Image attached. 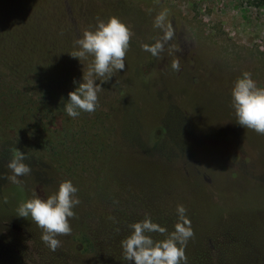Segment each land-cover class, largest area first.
I'll return each instance as SVG.
<instances>
[{
    "label": "rangeland",
    "instance_id": "rangeland-1",
    "mask_svg": "<svg viewBox=\"0 0 264 264\" xmlns=\"http://www.w3.org/2000/svg\"><path fill=\"white\" fill-rule=\"evenodd\" d=\"M161 12H166L164 29L154 27ZM111 16L131 32L126 66L98 92L104 126L90 118L96 111L79 115L92 121L88 133L94 138L104 127L113 131L112 148L97 163L73 139L74 124L59 116L64 105L57 84L66 96L75 90L74 81H82L92 57L79 61L68 53L76 51L74 42L85 30ZM157 42L163 47L153 56L145 46ZM1 54L13 61L2 70L10 75L12 65L27 82L24 88L7 87V103L35 100L47 78L57 90L52 92L57 110L49 114L44 132L26 110H11L0 100V195L3 190L9 205L17 210L34 193L46 198L70 180L80 200L75 215L89 216L92 238L97 242L107 235L108 244L119 238V227L112 223L120 221L123 210H151L153 222L174 228L182 205L194 232L185 247L187 264L196 255V234L208 226L212 230L205 242L214 253L225 258L231 248L251 244L238 253L239 260L264 264V135L237 123L231 97L233 83L244 72L264 87V0H0ZM41 74L49 77L41 81ZM0 83L9 85L6 78ZM1 115L12 120L9 128ZM64 134L67 143L58 152H66L67 165L75 169L57 170L52 180L54 173L35 148L46 135L62 141ZM15 148L32 169L20 184L6 179ZM2 195L0 216L11 215ZM1 222L0 248L11 231L26 233L15 220ZM89 254L81 249L75 260L63 261L92 264ZM57 255L62 259L58 249Z\"/></svg>",
    "mask_w": 264,
    "mask_h": 264
},
{
    "label": "clouds",
    "instance_id": "clouds-1",
    "mask_svg": "<svg viewBox=\"0 0 264 264\" xmlns=\"http://www.w3.org/2000/svg\"><path fill=\"white\" fill-rule=\"evenodd\" d=\"M154 27H166V12L155 17ZM130 38L131 32L127 25L118 17L111 16L98 19L93 29L85 30L74 42L76 51L68 54L79 61L90 56L92 61L87 72H83L82 81H74L77 85L75 90L69 92L68 99L63 102L68 116L76 118L81 112L91 113L96 110L101 84L125 69ZM162 47L157 42L153 46H145V50L156 56ZM173 68L178 70L179 65L173 64ZM231 97L237 123L264 135V87L258 86L251 73L244 72L233 83ZM25 158L24 153L14 149L13 157L7 164L11 175L6 176V179L11 183L20 184V177L31 174L32 169L24 162ZM77 192L78 189L70 180H64L47 198L34 193L31 198L21 202L17 216L26 219L30 217L42 229V242L51 251H56L61 246L57 237L71 235L70 220L75 216L73 209L80 204ZM176 211L178 219L171 232L153 222L149 216L131 224L129 235L120 242L124 260L134 264H187L185 247L194 232L186 217V209L178 205ZM151 233H160L164 238L154 240Z\"/></svg>",
    "mask_w": 264,
    "mask_h": 264
},
{
    "label": "trees",
    "instance_id": "trees-1",
    "mask_svg": "<svg viewBox=\"0 0 264 264\" xmlns=\"http://www.w3.org/2000/svg\"><path fill=\"white\" fill-rule=\"evenodd\" d=\"M12 62L13 61L11 60L9 55H0V82L5 80L6 78L7 83L9 84L5 86V84L0 83V100L1 98H4L2 99L4 103H7L5 96L10 93V90L8 89L9 86L16 88H18L19 86L22 88L27 87V82L22 81V79H20L18 75L14 74L12 65L10 66V75H7V72L2 70V67H5L3 64ZM49 66L50 65H48V67ZM48 67H45L47 68L45 72L51 71ZM70 69L71 67L68 68V71ZM71 73L72 71L69 72L68 75H71ZM47 77L44 74H41L39 76L41 81L45 80ZM43 82L45 83L46 87L44 85L43 88L39 90V93L37 94L35 100L27 99L26 102L25 100L18 101L16 103L9 102L7 103V106L10 107L11 110L14 106H19L21 110H26L27 116L30 115L33 120L37 122V124L39 123L43 128L44 132L46 130V125L48 124L49 117L51 116L49 114L57 110V106L54 104V94L52 95V92H56L57 90H55L54 87V91L51 89V87L53 86V82L52 80H50V78H47V81L45 80ZM64 83H67V81ZM60 86H62L61 88L65 90L63 83H61ZM5 87L7 90H5ZM57 88L59 95H62L61 98H59L60 102L66 101L68 99V96H66L62 90L60 91V87L58 86V84ZM28 96L31 97L30 95ZM27 104H29L28 109H26ZM98 108L99 107L97 106L95 110L96 113L91 112L92 116L89 114L88 116H91L90 118L94 120L95 124H103L104 126L105 117H103V112L98 110ZM2 116L4 115H1V118L4 120L6 126H8L9 128V125L7 124L12 123V120L9 118H4ZM59 116L62 117L63 123L72 125L74 124L76 130L72 133L74 136L73 139L83 144V148L90 155L88 159L92 160L96 157L98 158L97 163H99L101 157H104L107 154V151L112 148L114 142L111 139L113 131L110 128L104 127L105 129L98 133L96 138L93 137L95 136V134L93 136H90L88 133V129L92 121H90V119L87 117V114H84L83 118H81V116L72 118L67 115L65 109L63 108ZM63 137L64 138L62 141H58L59 139L54 138L52 135H46L42 143L35 148V150L37 149V151H39V158L44 163L45 168H47L50 173H54L53 177L51 178L52 180L55 179V172L59 171L62 174L64 170L68 172L70 170L75 169L74 166L69 167L67 165L66 152L64 154H62L60 151L58 152L59 145H65L67 143L68 135L64 134ZM28 147H30V145ZM75 167L77 166L75 165ZM92 174H94L95 177L97 176L95 172ZM97 181H99L98 176ZM23 187L25 188V190L26 188H28V186L26 185ZM2 192L3 190H1V195ZM2 198L3 200H5L3 195ZM6 205L8 206L6 207V210L8 209L7 212L11 213V215L0 216V223H2L1 221L4 219L15 220L21 228L25 229L24 232L26 233L24 234L22 232L14 230L11 231V233L8 235V238L5 239L8 242L2 248H0V264H69L63 260H75L74 258L76 257V254L81 252V249H83V251L85 250V252L87 253H91L89 254V258L91 256L92 264H134V262L124 260V255L120 242L130 232L129 226L135 222L140 221L139 218H141V216H144V218L146 216H149L151 217V219L154 217L153 212L151 210L144 211V214L136 213V210L134 212L123 210V212L121 213L120 221H118V223L116 224L112 223V225L114 224L119 227V238L116 242L108 244L109 237L107 235H105L102 240H99L97 242L92 238V234H90V232L88 231L87 226V219H89V216L87 217L86 215H75L73 219V225L74 229H77V231L79 232L77 235L73 231L69 236H60L62 240L61 246L57 248L62 258L60 259L57 255V249L56 251H51L42 242V229H40L34 222H32L31 219L18 217L16 208H13L11 205H9L8 201L6 202ZM135 206L137 207L139 206V204H135ZM96 208L97 207H95L94 209ZM112 225L110 226V231ZM166 229L168 230V232H171L174 228L170 227ZM210 230H212V228L208 226L204 232L199 235L196 234L197 237L193 240V243H195V247L198 252L196 251V255H192L193 257L188 262V264H245V261L239 260L238 253L242 250L249 249L251 244H246V249H241L232 246L233 248H231V250L226 251V253H228L227 256L224 258V255H222L221 253H214L213 247H210L209 243L205 242ZM0 235H2V233H0ZM150 235L154 240H161L164 238V236L160 233H151Z\"/></svg>",
    "mask_w": 264,
    "mask_h": 264
}]
</instances>
